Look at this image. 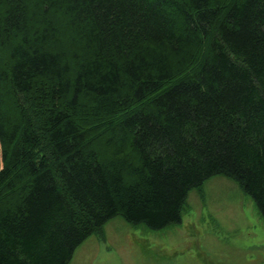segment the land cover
<instances>
[{
    "label": "trees",
    "instance_id": "trees-1",
    "mask_svg": "<svg viewBox=\"0 0 264 264\" xmlns=\"http://www.w3.org/2000/svg\"><path fill=\"white\" fill-rule=\"evenodd\" d=\"M217 175L264 219V0H0V264L179 225Z\"/></svg>",
    "mask_w": 264,
    "mask_h": 264
},
{
    "label": "rangeland",
    "instance_id": "rangeland-1",
    "mask_svg": "<svg viewBox=\"0 0 264 264\" xmlns=\"http://www.w3.org/2000/svg\"><path fill=\"white\" fill-rule=\"evenodd\" d=\"M256 241L264 242V219L254 201L217 175L190 192L181 224L150 230L116 216L76 249L70 264H239L244 246Z\"/></svg>",
    "mask_w": 264,
    "mask_h": 264
},
{
    "label": "flooded vegetation",
    "instance_id": "flooded-vegetation-1",
    "mask_svg": "<svg viewBox=\"0 0 264 264\" xmlns=\"http://www.w3.org/2000/svg\"><path fill=\"white\" fill-rule=\"evenodd\" d=\"M251 226L249 225V230L247 235L252 234V230H250ZM246 235V236H247ZM243 253L246 252V256L241 259L239 264H264V242L256 241L252 244L244 246L242 251Z\"/></svg>",
    "mask_w": 264,
    "mask_h": 264
}]
</instances>
